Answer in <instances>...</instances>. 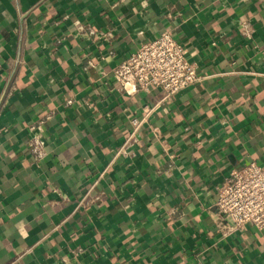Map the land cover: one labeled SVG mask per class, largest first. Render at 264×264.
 <instances>
[{
  "label": "crops",
  "instance_id": "0c3cea01",
  "mask_svg": "<svg viewBox=\"0 0 264 264\" xmlns=\"http://www.w3.org/2000/svg\"><path fill=\"white\" fill-rule=\"evenodd\" d=\"M164 30L202 79L125 91L114 66ZM242 158L264 163V0H0V264H264V228L207 212Z\"/></svg>",
  "mask_w": 264,
  "mask_h": 264
},
{
  "label": "built area",
  "instance_id": "2783aa9c",
  "mask_svg": "<svg viewBox=\"0 0 264 264\" xmlns=\"http://www.w3.org/2000/svg\"><path fill=\"white\" fill-rule=\"evenodd\" d=\"M90 64V61L88 62ZM113 78L127 91L128 86L150 92L159 88L161 101H168L202 79L197 63L188 54L185 44L170 31H162L151 40L138 44L129 55L113 68ZM143 117L131 119L132 131L119 148V153L139 141L150 110ZM33 131L27 147L36 160L47 151V139L40 125L28 126ZM160 139L158 128L152 129ZM214 197L207 212L214 219L217 233L223 238L233 235L245 225L264 228V163L240 159L229 169L226 177L213 185Z\"/></svg>",
  "mask_w": 264,
  "mask_h": 264
}]
</instances>
